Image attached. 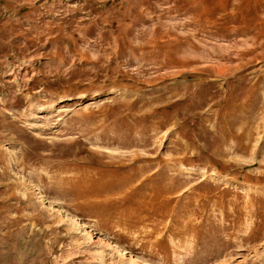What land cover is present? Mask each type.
<instances>
[{"label":"rangeland","instance_id":"1","mask_svg":"<svg viewBox=\"0 0 264 264\" xmlns=\"http://www.w3.org/2000/svg\"><path fill=\"white\" fill-rule=\"evenodd\" d=\"M0 264H264V0H0Z\"/></svg>","mask_w":264,"mask_h":264}]
</instances>
